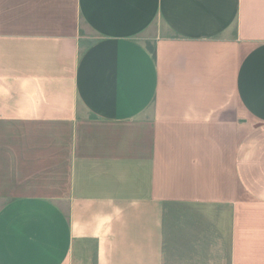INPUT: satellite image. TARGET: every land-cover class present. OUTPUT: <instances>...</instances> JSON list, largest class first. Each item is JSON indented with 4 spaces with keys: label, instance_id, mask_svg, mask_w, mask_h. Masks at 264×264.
<instances>
[{
    "label": "crops",
    "instance_id": "1",
    "mask_svg": "<svg viewBox=\"0 0 264 264\" xmlns=\"http://www.w3.org/2000/svg\"><path fill=\"white\" fill-rule=\"evenodd\" d=\"M0 264H264V0H0Z\"/></svg>",
    "mask_w": 264,
    "mask_h": 264
},
{
    "label": "rangeland",
    "instance_id": "2",
    "mask_svg": "<svg viewBox=\"0 0 264 264\" xmlns=\"http://www.w3.org/2000/svg\"><path fill=\"white\" fill-rule=\"evenodd\" d=\"M45 126L46 124H39V129L46 130L44 129ZM3 128H5L6 129L5 131H8L9 134L16 135L17 138H19L18 140L19 142L23 141L21 139L23 136H26L27 134H30L33 131L32 126L26 125V124H20V123H11V124L6 125V127L4 126ZM5 140L6 139H3L1 142L3 143ZM11 142H12V139H11Z\"/></svg>",
    "mask_w": 264,
    "mask_h": 264
}]
</instances>
